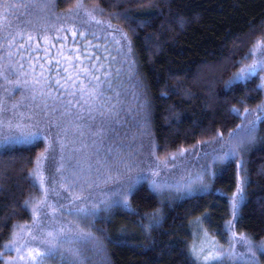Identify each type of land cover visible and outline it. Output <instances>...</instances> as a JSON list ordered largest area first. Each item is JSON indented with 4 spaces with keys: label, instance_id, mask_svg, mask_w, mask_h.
Instances as JSON below:
<instances>
[{
    "label": "trees",
    "instance_id": "obj_1",
    "mask_svg": "<svg viewBox=\"0 0 264 264\" xmlns=\"http://www.w3.org/2000/svg\"><path fill=\"white\" fill-rule=\"evenodd\" d=\"M49 2L60 19L41 20L29 0H0V264H264V70L236 78L262 61L264 0ZM81 4L114 33L65 26ZM43 49L59 78L42 77L36 85L53 94L29 99L11 89L8 67L24 62L32 80L30 61ZM23 99L25 122L52 116L61 125L64 177L99 190L78 203L63 198L59 216L81 233L74 238L65 230L30 244L43 233L36 168L49 140L13 127L5 105L13 112ZM86 121V133H72ZM67 140L83 156L65 152ZM148 152L156 168L138 172ZM177 158L204 172L193 189L162 176L160 163ZM235 236L238 258L226 253Z\"/></svg>",
    "mask_w": 264,
    "mask_h": 264
},
{
    "label": "rangeland",
    "instance_id": "obj_2",
    "mask_svg": "<svg viewBox=\"0 0 264 264\" xmlns=\"http://www.w3.org/2000/svg\"><path fill=\"white\" fill-rule=\"evenodd\" d=\"M29 1L33 5L32 12L35 13L37 17L41 18V20L44 19L43 21H45V20H50V19H60L59 15L53 14V12H56V11L54 9L53 4L50 3L49 0H29ZM92 13H97L96 8H93V7L89 8L88 6L81 4L80 7H78V9L75 12H72L70 16L69 15L65 16L63 18L64 20L61 22L65 26H68V25H73V26L76 25L80 27L84 26L85 28H89L93 30V32L96 34H101L102 31H104L105 34H107L110 37V34L114 33V29L104 24L100 25L98 21H93ZM1 17L2 15H0V19ZM54 29L60 30L58 26L54 27ZM115 35L117 34L115 33ZM120 35L122 37L121 33ZM126 42H127V39L124 37V43L127 44ZM43 52L47 53L48 51L43 49ZM46 53H41L40 50H38L36 52L35 57H33V60L30 61V63L36 69V73H37V75L33 77L32 80L30 79L32 75H34L33 69H32L33 67H26L27 64H25L24 62L21 63L20 60H16L15 63L11 64L8 67L9 70L15 69L16 71V73H14V77L11 76V74L13 73H10V76L7 77L8 83L12 84L11 89L15 90L17 87H19V89L22 90V93L26 94L27 95L26 97L29 99L35 98L36 96H43L46 98L53 94L52 92H49V90H46V86L36 85V82L40 81L41 78L44 76L47 77L50 81H54L55 79L59 78V77L52 78L56 76L57 74H59V72H55L51 74V69L49 68V66L51 67L50 64H52L51 61H47V64L49 65H46V66L43 65V62H45L47 58L46 56L51 54V53H47V54ZM262 61H264V53H263ZM70 62H71L70 64L72 65L73 63L74 64L78 63L77 65L81 64L80 59H78V62H77L75 58ZM37 65H41V67H37ZM61 78L65 80V76ZM32 81H33V84H32ZM4 91L7 93L12 92L11 90H4ZM64 91L67 96L68 94L67 88L64 89ZM23 94L21 95V97L24 96ZM26 101L28 100L26 99ZM26 101L25 99H23L20 103L15 101L18 108L17 106L12 104L11 108L13 112L9 109L8 105H5V106L8 111L7 113L9 112L12 113V118L16 120V123L13 125V127H16L20 130H22L23 128H27V131L34 132V133H31L33 135L43 133V135L46 136L49 140L48 152L42 156V159H40V161L37 164V168H36L38 179L41 181L44 187V197L36 203L37 206L35 210L36 211L38 210V213L36 215L35 222L37 223L36 226L38 228L41 227L40 231L43 233H41L40 237H37L34 234H32L31 240H34V239L36 240L30 242V244L32 245H35V244L41 245L42 242H39V239L45 236V234H47L48 236H53V235L57 236L59 235L61 231L68 230V231H72L70 237L80 235L81 233L74 231L72 228H70L66 224L64 225L62 218L59 216V212H58L59 209H61L60 204L63 198L66 199V198L76 197V198L71 199L70 201L77 202V203L78 201L82 200L80 196L91 199L93 195H98L99 190L96 189L94 191L84 192L82 187H80L79 185H76L77 187H74L73 185L75 184L70 183V180L64 177L65 176L64 173L59 171V168L62 167V164H60V162L58 161V159L60 160V155H59L60 144H62V141H60V136H59V128L61 127V125H58L57 123L58 120L52 116H49L48 118H46L48 123L42 122L36 125H32L30 123L28 124L27 122H25V120L23 119L24 117L23 114L21 116L20 114L21 113L26 114L27 112L29 104ZM4 102H6L5 104L7 103L10 104L8 101H4ZM23 105H27V106L23 107ZM30 110L33 111L34 113L38 112L37 107H34ZM19 117H21V119H19ZM4 120H6V118L2 119L3 123L0 124V127L2 125H5V123H7ZM79 120L81 119L78 118L77 122ZM86 124H87V121L83 126L79 127L76 125L74 127L75 131L72 130L73 131L72 133L75 134V132L77 131L86 133ZM83 129L85 130L83 131ZM92 133H95V131H93ZM89 142L90 141L86 143H89ZM63 145H64L63 149L65 150V152L75 155V154H79L78 152L80 151L82 152L80 156H83V153H84L83 145L81 148L77 144L74 145V143L68 142V140ZM188 162L189 161L187 158L185 159L177 158V159H173V161L170 164L160 163V168L164 169L163 174H165L162 176L170 180L172 182L171 184H176L177 186H181L183 183L182 187L193 189L195 181L204 172H201L202 169H192V167L189 166ZM138 165H139V168L137 170L138 172L146 171L147 173H153L154 167L156 168V164L153 161V158L149 152L142 159H139ZM133 172L135 173V171ZM122 179L126 180L124 178ZM80 180L81 179L78 177L79 184L81 183ZM70 185L76 188V190L69 192L68 189ZM78 192L81 194L79 195ZM66 222L68 223L69 221H66ZM30 236L31 234L29 235V239H30ZM237 238L238 237L235 236V240L233 239L232 245H231L232 248L229 247L226 250L227 254L232 255L235 258H238V253H237L238 248H235L237 244L236 242ZM241 244L243 246L246 245L245 242H241ZM210 254H214V253H210ZM244 255L246 256L245 258L250 257L248 253H244ZM6 264H18V262L17 261L10 262V260H8Z\"/></svg>",
    "mask_w": 264,
    "mask_h": 264
},
{
    "label": "snow or ice",
    "instance_id": "obj_3",
    "mask_svg": "<svg viewBox=\"0 0 264 264\" xmlns=\"http://www.w3.org/2000/svg\"><path fill=\"white\" fill-rule=\"evenodd\" d=\"M259 45L261 47H264V41L259 42ZM258 67L260 68V70H264V61H258L257 63L241 68L240 71L236 74V78L242 81H246L248 76H251L252 74L256 73ZM117 203H119V201H117ZM216 259H219V258H216Z\"/></svg>",
    "mask_w": 264,
    "mask_h": 264
}]
</instances>
